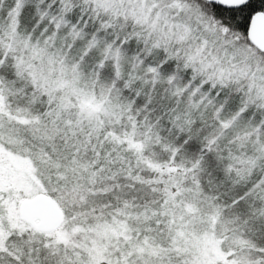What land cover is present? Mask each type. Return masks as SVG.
<instances>
[{"label":"snow or ice","instance_id":"1","mask_svg":"<svg viewBox=\"0 0 264 264\" xmlns=\"http://www.w3.org/2000/svg\"><path fill=\"white\" fill-rule=\"evenodd\" d=\"M0 264H264V0H0Z\"/></svg>","mask_w":264,"mask_h":264}]
</instances>
